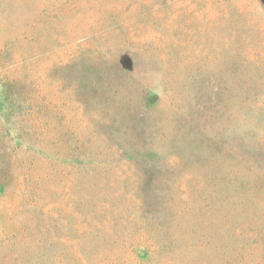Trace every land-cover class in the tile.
I'll return each instance as SVG.
<instances>
[{
  "label": "rangeland",
  "instance_id": "1",
  "mask_svg": "<svg viewBox=\"0 0 264 264\" xmlns=\"http://www.w3.org/2000/svg\"><path fill=\"white\" fill-rule=\"evenodd\" d=\"M264 0H0V264H264Z\"/></svg>",
  "mask_w": 264,
  "mask_h": 264
},
{
  "label": "trees",
  "instance_id": "2",
  "mask_svg": "<svg viewBox=\"0 0 264 264\" xmlns=\"http://www.w3.org/2000/svg\"><path fill=\"white\" fill-rule=\"evenodd\" d=\"M263 159H264V154L262 155Z\"/></svg>",
  "mask_w": 264,
  "mask_h": 264
}]
</instances>
